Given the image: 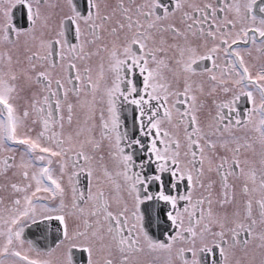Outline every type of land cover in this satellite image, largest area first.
<instances>
[{
    "label": "snow or ice",
    "instance_id": "6c2138e0",
    "mask_svg": "<svg viewBox=\"0 0 264 264\" xmlns=\"http://www.w3.org/2000/svg\"><path fill=\"white\" fill-rule=\"evenodd\" d=\"M76 251L264 264V0H0V264Z\"/></svg>",
    "mask_w": 264,
    "mask_h": 264
},
{
    "label": "flooded vegetation",
    "instance_id": "af4514ba",
    "mask_svg": "<svg viewBox=\"0 0 264 264\" xmlns=\"http://www.w3.org/2000/svg\"><path fill=\"white\" fill-rule=\"evenodd\" d=\"M80 2L83 4V0H80ZM16 10H18V12L21 11L22 12L21 14H23V10L21 8L17 7ZM253 55H256L257 56L258 54H256L255 52H253ZM128 115H129V125H130L131 124V115L130 114H128ZM80 182H81V186L82 187H86L87 186V182L88 181H87V178H86V176L84 174H81V176H80ZM160 231L161 230L154 231L153 232V235L159 236L160 235ZM58 235H59V233L56 231V223L53 222V224L51 226V230L48 233V239L47 240H43L42 239L40 241V247H41V249L44 250V251H46L47 250V247L54 246L55 242H57L56 241V237ZM29 238H34V237H32L29 234ZM79 259H81V258L78 257V256L75 257V260H79ZM78 264H84V259L79 260L78 261Z\"/></svg>",
    "mask_w": 264,
    "mask_h": 264
},
{
    "label": "bare ground",
    "instance_id": "6f19581e",
    "mask_svg": "<svg viewBox=\"0 0 264 264\" xmlns=\"http://www.w3.org/2000/svg\"><path fill=\"white\" fill-rule=\"evenodd\" d=\"M21 13L22 12L21 11L18 12V10H15V12H14V18L17 20L18 23H23V14H21ZM73 255H74V259L76 256L80 257L81 259H83V257H84V254L79 252V251L74 252ZM81 259H79V260H81ZM79 260H76L77 264H78Z\"/></svg>",
    "mask_w": 264,
    "mask_h": 264
},
{
    "label": "rangeland",
    "instance_id": "374dc122",
    "mask_svg": "<svg viewBox=\"0 0 264 264\" xmlns=\"http://www.w3.org/2000/svg\"><path fill=\"white\" fill-rule=\"evenodd\" d=\"M256 54H257V53H256ZM253 56L255 57L256 55H253ZM257 66H258V65H257ZM56 255H59V251L57 252ZM160 264H163V261H161Z\"/></svg>",
    "mask_w": 264,
    "mask_h": 264
}]
</instances>
